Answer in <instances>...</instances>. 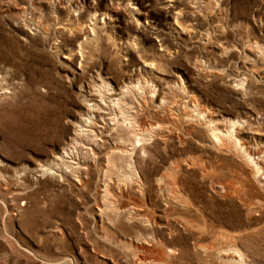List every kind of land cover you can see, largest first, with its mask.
Here are the masks:
<instances>
[{
	"label": "rangeland",
	"instance_id": "obj_1",
	"mask_svg": "<svg viewBox=\"0 0 264 264\" xmlns=\"http://www.w3.org/2000/svg\"><path fill=\"white\" fill-rule=\"evenodd\" d=\"M0 83V264H264V0H0Z\"/></svg>",
	"mask_w": 264,
	"mask_h": 264
},
{
	"label": "bare ground",
	"instance_id": "obj_2",
	"mask_svg": "<svg viewBox=\"0 0 264 264\" xmlns=\"http://www.w3.org/2000/svg\"><path fill=\"white\" fill-rule=\"evenodd\" d=\"M1 85V83H0ZM103 87V86H102ZM2 88V87H0ZM99 88V87H98ZM5 92V89L1 91V93H4ZM89 97H91V94H88ZM102 97V96H101ZM105 98V97H104ZM113 98V97H112ZM103 99V98H102ZM119 100V99H118ZM117 100V101H118ZM112 102V101H111ZM96 110V109H95ZM86 121V120H85ZM128 124V123H127ZM231 129V128H230ZM82 129H80V131L77 129L75 131L72 132V140L73 141H76V138H78V135L80 134L79 132H81ZM212 135H214L212 133ZM215 136V135H214ZM65 149L67 148H64V151H62L63 154L66 153ZM123 152L122 148L120 147V145H115L109 152H108V155H107V161H111V160H114V159H118L120 158V154ZM56 159H58L59 161H63V158L61 155H56L55 156ZM67 167V166H66ZM105 185V189L107 188V184H104ZM136 264H139V263H136Z\"/></svg>",
	"mask_w": 264,
	"mask_h": 264
}]
</instances>
